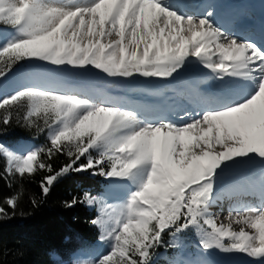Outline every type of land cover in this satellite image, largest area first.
I'll list each match as a JSON object with an SVG mask.
<instances>
[{
	"label": "snow or ice",
	"instance_id": "6c2138e0",
	"mask_svg": "<svg viewBox=\"0 0 264 264\" xmlns=\"http://www.w3.org/2000/svg\"><path fill=\"white\" fill-rule=\"evenodd\" d=\"M214 15L188 14L180 0H0V131L15 119L46 140L22 153L0 142V181L11 188L42 174L47 197L61 178L87 173L123 193L119 210L102 207L90 220L107 249L76 264H155L158 249L178 247L192 231L205 252L264 261V48ZM191 64L209 70L222 90L184 109L179 122L96 102L54 79L95 69L111 78L167 81ZM18 73L25 78L6 90ZM60 157L57 169L52 162ZM228 171L246 173L237 189L260 202L230 208L227 223L218 224L210 209ZM20 195L0 202V220L15 216ZM77 204L101 201L86 191L64 207Z\"/></svg>",
	"mask_w": 264,
	"mask_h": 264
},
{
	"label": "trees",
	"instance_id": "16d2710c",
	"mask_svg": "<svg viewBox=\"0 0 264 264\" xmlns=\"http://www.w3.org/2000/svg\"><path fill=\"white\" fill-rule=\"evenodd\" d=\"M37 122L43 123L42 120ZM0 140L9 145L26 141L38 146L46 143L45 136L37 134L35 128L17 126L15 119L10 127L0 131ZM64 161L65 158L60 157L52 163L58 169ZM5 164L0 158V168ZM41 177L42 174H37L32 180L14 181L11 188L0 181V202L21 193L15 216L0 220V264H56L53 254L67 260L79 250L92 249L99 239L98 228L90 223L96 218L94 209L86 204L69 209L64 204L74 196L82 197L86 191L97 196L106 181L87 173L68 175L54 184L47 197H42ZM33 199L37 201L36 206L32 204ZM174 252L173 248L158 249L155 264H169Z\"/></svg>",
	"mask_w": 264,
	"mask_h": 264
},
{
	"label": "bare ground",
	"instance_id": "6f19581e",
	"mask_svg": "<svg viewBox=\"0 0 264 264\" xmlns=\"http://www.w3.org/2000/svg\"><path fill=\"white\" fill-rule=\"evenodd\" d=\"M180 2L184 4L185 9L193 8L197 13L196 15H202L206 9L213 11L215 13L213 19L218 25L241 38L245 37H242L233 28L239 24L238 22L242 16L247 14L252 16L255 26L252 29L254 32L247 38L255 36L258 39L255 43L264 48V42L260 39L264 32V0H186V2L180 0ZM233 4H237V7H234ZM229 25H232V28ZM87 72L95 73L102 80V83L96 82L97 84H93V81L92 83L78 82L77 79L65 83L59 74H55L54 79L59 82L62 90L74 93L86 91L96 102L104 101L122 108L134 109L142 117L151 118L163 114L177 122H179V116L183 114L184 109L192 111L197 102L212 100L222 90L219 81L213 79L212 83H208L212 79L211 72L198 64L189 65L175 79L169 78L167 81H149L141 77L128 80L111 78L95 69H90ZM70 77L67 79L68 81H71L72 78ZM24 78V73H18L13 78V84ZM207 89L214 91V97L209 94H201V90ZM14 151L22 153L20 148ZM237 186L229 188L226 194L223 193L219 197L213 205L216 211L222 212L226 208V214H228L229 209L232 207L241 204L252 205L248 199L250 198L249 195L236 194L238 191ZM232 227L239 229V226L235 224Z\"/></svg>",
	"mask_w": 264,
	"mask_h": 264
},
{
	"label": "rangeland",
	"instance_id": "374dc122",
	"mask_svg": "<svg viewBox=\"0 0 264 264\" xmlns=\"http://www.w3.org/2000/svg\"><path fill=\"white\" fill-rule=\"evenodd\" d=\"M196 15V14H194ZM11 31V29H9ZM6 58V57H5ZM42 63V62H40ZM45 67H52L50 65H45ZM59 74L61 78L65 81V83L73 82L75 81L74 79H77L78 82L86 81L89 83L97 84L102 83V80L97 77L95 73H90V72H82V71H75V70H69L65 71L62 73H56V75ZM71 76V77H70ZM72 78L71 81H68V78ZM67 80V82H66ZM13 85V79L10 81H7L4 83L3 87L10 91L11 87ZM100 85V84H98ZM19 114H23V110H19ZM0 142L4 143L7 147L10 149L16 150L17 148H20L22 152L25 150L31 148V147H38L35 146L31 142H25V143H20L18 145H9L5 143L4 141ZM6 162V161H5ZM246 173H237V172H232L228 171L224 174L222 179L218 182L217 184V195L220 197L223 193L226 194V191L229 188L236 187L239 185L240 181L244 179ZM238 178V179H237ZM229 185V186H228ZM227 188V189H226ZM225 190V192H224ZM239 191H237L238 193ZM240 193V192H239ZM123 193L119 191H114L112 190L109 185L105 186L104 192L102 195L98 196L97 198L101 201L100 205L93 206L95 207L97 211V215L99 214L100 208H107L109 212L113 210H119L120 205L122 204L123 200L122 197ZM251 203L254 202L255 205L259 204V197L258 196H253L249 195ZM214 205V204H213ZM89 207V206H88ZM91 208V207H89ZM211 213L213 214L214 217H218L220 220H217V223H226V220L224 219L226 217V208L222 210V212L216 211L213 206L210 209ZM218 214V216H217ZM236 231H239V229H235ZM246 231L252 232L253 230L248 229L245 227ZM187 234V233H186ZM183 234L180 236L178 240V247H175V249L178 251V256L172 261V264H210L209 262H213L212 264H262L264 261L258 260V259H253L249 258L244 254L240 253H225L222 252L219 249H210L207 252L203 251L202 249L199 248V240L200 239H195L197 241H194L192 244H188L187 241H190L189 234ZM169 239H171L169 237ZM228 241L226 240L225 243ZM107 249V245L103 244L102 242L98 241L96 246L93 248V250L90 251H79L76 254L72 255L68 261H62L59 259H54L56 264H76L77 261H83V260H93L95 259L99 254L103 253ZM190 249V251H188ZM208 260L209 262H207Z\"/></svg>",
	"mask_w": 264,
	"mask_h": 264
}]
</instances>
